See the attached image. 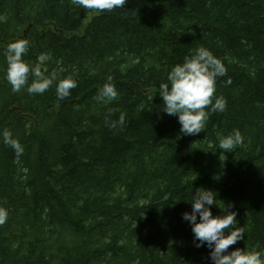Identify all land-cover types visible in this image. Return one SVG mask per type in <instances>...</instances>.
I'll return each mask as SVG.
<instances>
[{
  "label": "trees",
  "instance_id": "obj_1",
  "mask_svg": "<svg viewBox=\"0 0 264 264\" xmlns=\"http://www.w3.org/2000/svg\"><path fill=\"white\" fill-rule=\"evenodd\" d=\"M19 39L29 42L25 61L46 56L45 75L56 74L43 94L13 92L5 78V49ZM197 47L226 68L215 94L226 108L184 135L158 91ZM66 77L77 87L59 98ZM105 83L117 98L98 103ZM121 113L124 126L108 127ZM234 129L244 142L224 153L218 138ZM4 130L24 151L0 137V264H211L182 219L197 188L237 213L245 235L229 251L264 252V0H125L111 11L0 0Z\"/></svg>",
  "mask_w": 264,
  "mask_h": 264
},
{
  "label": "clouds",
  "instance_id": "obj_2",
  "mask_svg": "<svg viewBox=\"0 0 264 264\" xmlns=\"http://www.w3.org/2000/svg\"><path fill=\"white\" fill-rule=\"evenodd\" d=\"M75 5L84 9L111 11L125 4V0H72ZM29 48L26 39L9 43L4 56L7 64L5 78L13 92H20L27 85L30 95L43 94L56 80L55 72L45 75L42 64L46 56H40L39 62L30 64L24 60ZM29 74L33 80L28 84ZM226 74V68L221 60L204 47H197L190 57H185L181 63L174 65L167 74L166 82L159 85L158 94L162 98L160 110L175 116L180 124V132L184 135H198L205 131L210 113L224 111L226 100L216 96V78ZM110 80V78H109ZM77 87V82L66 77L56 83V95L65 98L70 90ZM117 90L111 83H105L95 97L98 103H107L117 98ZM106 124L111 129L122 128L125 124V114L121 113L117 120ZM3 143L10 147L17 157L23 154L21 143L8 130L0 132ZM244 137L239 129L218 138L217 148L224 153L233 152L243 144ZM216 192L210 189L197 188L190 201L191 211L184 212L182 219L191 225L193 243L197 248L207 247L210 250L211 264H264V252L255 249L236 248L229 251L230 246L244 239V229L236 227L237 213L228 207L221 208L217 203ZM217 205L223 215L214 216L212 206ZM199 218V219H198ZM7 219V211L0 209V224Z\"/></svg>",
  "mask_w": 264,
  "mask_h": 264
},
{
  "label": "rangeland",
  "instance_id": "obj_3",
  "mask_svg": "<svg viewBox=\"0 0 264 264\" xmlns=\"http://www.w3.org/2000/svg\"><path fill=\"white\" fill-rule=\"evenodd\" d=\"M84 29H85V27L82 26V28L80 29V31L77 32L76 34H81V33H83V32H84ZM76 34H75V35H76ZM33 125H35V124H33ZM8 161H9V160H8ZM9 164H10V162H9ZM9 164L6 163V169L8 168ZM3 173H4V172H3Z\"/></svg>",
  "mask_w": 264,
  "mask_h": 264
},
{
  "label": "bare ground",
  "instance_id": "obj_4",
  "mask_svg": "<svg viewBox=\"0 0 264 264\" xmlns=\"http://www.w3.org/2000/svg\"><path fill=\"white\" fill-rule=\"evenodd\" d=\"M86 24H88V22H87ZM86 24H83V26L85 27ZM59 33H60V32H59ZM61 34H62V33H61Z\"/></svg>",
  "mask_w": 264,
  "mask_h": 264
}]
</instances>
